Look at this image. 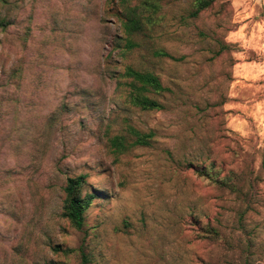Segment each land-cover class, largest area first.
<instances>
[{"label": "rangeland", "instance_id": "rangeland-1", "mask_svg": "<svg viewBox=\"0 0 264 264\" xmlns=\"http://www.w3.org/2000/svg\"><path fill=\"white\" fill-rule=\"evenodd\" d=\"M191 1L157 0L148 38L121 51L106 0H0V264H264V0L190 18ZM126 65L168 88L161 109L124 101ZM126 124L151 143L115 154ZM77 174L93 194L79 230L59 214Z\"/></svg>", "mask_w": 264, "mask_h": 264}, {"label": "trees", "instance_id": "trees-1", "mask_svg": "<svg viewBox=\"0 0 264 264\" xmlns=\"http://www.w3.org/2000/svg\"><path fill=\"white\" fill-rule=\"evenodd\" d=\"M109 6H117L114 12L119 22L121 35L118 37L115 47L121 51H128L139 44L135 39L136 36L148 38L151 27L155 23V14L159 9L157 0H106ZM217 0H192L187 11V17H196L200 12L209 9ZM7 22L0 18V30L4 29ZM121 41V42H120ZM224 46H219L216 54L223 50ZM151 54L156 57L172 58L168 52L162 48H155ZM123 79V80H120ZM121 81V82H120ZM116 85L124 87V101L131 106L141 110H159L163 107L153 96L167 91V87L163 86L158 77L149 70H138L132 66H124L122 72L116 77ZM125 131L127 135L114 134L107 138V143L113 153L119 154L127 151L134 146H147L151 143L153 132L151 130L141 131L133 126L126 124ZM128 136L130 139H127ZM185 168L190 169L197 177L203 178L210 184H214L231 191L240 190L234 180L235 173L229 172L224 176H218L213 171V164H192L186 163ZM86 184L84 174L66 176L62 186L63 198L61 201L60 216L68 223V225L79 230L83 224L84 211L90 204L93 194L84 190ZM252 191L246 194L249 197ZM246 208L249 207V200ZM197 232L200 235H207L212 239L220 238L217 232L208 226L198 227ZM54 252L67 254L73 251L71 248H59L51 246ZM81 256L83 253L81 252ZM44 264H58L48 262Z\"/></svg>", "mask_w": 264, "mask_h": 264}]
</instances>
